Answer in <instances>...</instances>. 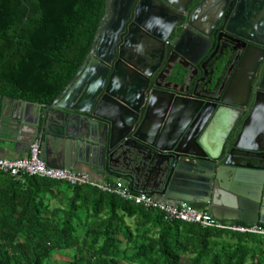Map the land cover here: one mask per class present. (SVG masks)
Masks as SVG:
<instances>
[{
  "label": "water",
  "instance_id": "water-1",
  "mask_svg": "<svg viewBox=\"0 0 264 264\" xmlns=\"http://www.w3.org/2000/svg\"><path fill=\"white\" fill-rule=\"evenodd\" d=\"M179 1L181 6L140 0L168 18L157 14L148 27L137 15L132 22L137 32L128 30L117 45L133 0H105L87 57L51 104L0 96V154L26 153L37 144L49 168L85 167L102 178L124 179L136 192L199 202L218 221L264 225V129L252 125L264 105L257 94L247 105L250 84L242 102L225 99L231 97L227 88L207 112L208 103L195 105L191 96L170 98L157 91L152 75L127 58L125 49L140 41L137 34L162 44L166 38L157 30L174 31L176 23L181 22L176 29L195 32V12L189 15L186 9L190 0ZM169 7L175 12L170 14ZM176 14L181 17L172 20ZM237 30L232 33L257 44L252 38H264V23ZM153 46L151 62L161 56ZM258 80L260 88L264 70ZM245 106L250 114L238 130ZM142 182L150 183L151 191L138 189Z\"/></svg>",
  "mask_w": 264,
  "mask_h": 264
},
{
  "label": "trees",
  "instance_id": "trees-1",
  "mask_svg": "<svg viewBox=\"0 0 264 264\" xmlns=\"http://www.w3.org/2000/svg\"><path fill=\"white\" fill-rule=\"evenodd\" d=\"M104 12L105 0H0V96L51 104ZM0 264H264V236L166 222L92 187L0 172Z\"/></svg>",
  "mask_w": 264,
  "mask_h": 264
},
{
  "label": "flooded vegetation",
  "instance_id": "flooded-vegetation-1",
  "mask_svg": "<svg viewBox=\"0 0 264 264\" xmlns=\"http://www.w3.org/2000/svg\"><path fill=\"white\" fill-rule=\"evenodd\" d=\"M170 1L181 6L179 0ZM169 8L172 10H169L171 14L174 10ZM186 9L189 15L195 12V32L190 28L176 29L181 22L176 23L173 26L174 31L172 28L170 31L157 30L159 35L166 38L162 44L151 37L136 33L140 41L137 40L136 44H131L125 49L127 58L143 68L147 75H152L151 81L157 85L153 88L157 91L168 94L167 97L170 98L191 96L197 101L195 105H199V101L208 103L207 112L214 107L213 99L219 98L227 88L231 90V97L227 94L225 99L242 102L241 98L248 84L251 92L249 99L245 101L247 105L252 106V99L256 94L259 104L264 105V85L258 87V77L264 70V38H252L260 43L257 44L245 39V34H242V37L232 33L238 32L237 26L264 23V0H190ZM157 14H160V11L156 6L147 3L144 7L140 0H133L124 32L119 34L117 45H122L128 30L137 32L132 24L137 15L140 19L143 17L142 22L151 27L154 26L153 21ZM179 16L181 17L176 14V19L172 20H177ZM154 44L157 45L161 56L159 60L151 62V57L152 60L155 57L152 52ZM114 60H118L117 50ZM142 61L145 63L142 64ZM215 87V94H211L210 90ZM246 108L247 106L242 108L241 119L236 125L238 130L250 114ZM260 114V118L252 125L257 124L256 126L264 129V110ZM141 188L151 191V184L142 182ZM191 205L204 207L199 202Z\"/></svg>",
  "mask_w": 264,
  "mask_h": 264
},
{
  "label": "built area",
  "instance_id": "built-area-1",
  "mask_svg": "<svg viewBox=\"0 0 264 264\" xmlns=\"http://www.w3.org/2000/svg\"><path fill=\"white\" fill-rule=\"evenodd\" d=\"M0 172L12 178L23 175L45 178L53 181L64 182L71 186L92 187L98 191L140 206L147 210L161 213L166 222L178 221L196 224L204 229L224 230L239 234L264 236L262 225H247L235 222H222L213 218L206 209L199 210L185 202L167 203L147 193L133 191L121 179L110 181H94L85 172H75L70 169L49 168L39 157L37 144L31 145L28 154L23 158L7 159L0 157Z\"/></svg>",
  "mask_w": 264,
  "mask_h": 264
},
{
  "label": "crops",
  "instance_id": "crops-1",
  "mask_svg": "<svg viewBox=\"0 0 264 264\" xmlns=\"http://www.w3.org/2000/svg\"><path fill=\"white\" fill-rule=\"evenodd\" d=\"M44 108H42L43 110ZM28 154V152H24V153H17V154H0V157L2 158H7V159H17V158H23ZM71 170V169H70ZM75 172H85L87 173L94 181H110V180H115V179H121V178H114V177H108V178H102L99 175H95L92 172H90L87 168L85 167H78L75 170H73ZM145 178V177H144ZM152 179V177H150ZM122 181L126 182L124 179H121ZM127 183V182H126ZM138 189H141V185H137ZM161 201L167 202V203H176L173 201H169V200H164L163 198L159 197V196H153ZM191 205V204H190ZM193 206V205H192ZM195 206V205H194ZM196 207H202V206H196ZM205 209V208H204ZM200 210V209H199Z\"/></svg>",
  "mask_w": 264,
  "mask_h": 264
},
{
  "label": "rangeland",
  "instance_id": "rangeland-1",
  "mask_svg": "<svg viewBox=\"0 0 264 264\" xmlns=\"http://www.w3.org/2000/svg\"><path fill=\"white\" fill-rule=\"evenodd\" d=\"M129 222V219L127 220V223ZM57 259H60V260H65V257L64 256H60V255H57L56 256Z\"/></svg>",
  "mask_w": 264,
  "mask_h": 264
}]
</instances>
